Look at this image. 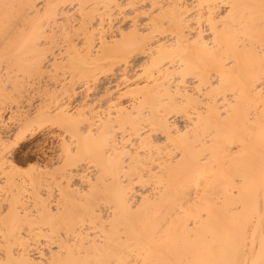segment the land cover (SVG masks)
<instances>
[{
  "label": "bare ground",
  "instance_id": "bare-ground-1",
  "mask_svg": "<svg viewBox=\"0 0 264 264\" xmlns=\"http://www.w3.org/2000/svg\"><path fill=\"white\" fill-rule=\"evenodd\" d=\"M258 3L0 0V141L7 139L8 121L14 138L24 121L43 119L45 129L25 142L39 135L56 139L58 148L43 161V174L7 187L0 183V260L60 259L63 247L64 259L143 264L154 258L145 251L152 236L169 234L181 247L191 236L234 249L242 229L248 243L239 258L259 260L264 205L249 204L233 217L226 206L233 186L223 179L245 174L254 163L258 187L264 38L258 9L242 7ZM228 4L237 6L231 15ZM222 58L254 68L239 99L230 85L223 90L227 96L216 90ZM51 121L66 125L67 143L77 149L71 157L61 159L60 129ZM165 127L178 132L170 138ZM20 158L11 154L13 163ZM68 181L80 192L72 186L69 194L79 196L82 220L73 222V204L71 217L59 214L63 224L56 219L48 221L54 228L33 227L30 239L24 233L25 246H16L19 233L11 235L2 215L9 203L30 205L24 209L30 217L47 220L48 195L56 192L58 205L62 183L64 190L71 187ZM63 197L65 205L69 199Z\"/></svg>",
  "mask_w": 264,
  "mask_h": 264
},
{
  "label": "snow or ice",
  "instance_id": "snow-or-ice-1",
  "mask_svg": "<svg viewBox=\"0 0 264 264\" xmlns=\"http://www.w3.org/2000/svg\"><path fill=\"white\" fill-rule=\"evenodd\" d=\"M5 7H8L7 5ZM25 7H33V5H25ZM43 7V6H41ZM48 8H52L53 5H48ZM203 7V5H201ZM212 7V6H209ZM225 10L231 15V10L237 7L234 4H228ZM242 7L250 8L259 11V25L261 30V36L264 38V0H259L258 4L242 5ZM26 23V21H23ZM209 24H213V19L209 16ZM217 31L219 29L217 28ZM43 43V39L41 40ZM264 52V48L261 49ZM231 54H229L230 56ZM222 73H219V82L216 84V90L222 92L224 96H227V92H224L225 85L232 86V95L237 96V93H243V90L248 85L247 76L249 73L254 71V68L249 67H238L232 59H223L221 61ZM260 82L264 85V55L260 58ZM211 79V76H210ZM211 87V86H209ZM261 97H264V87L260 91ZM236 106L235 103L233 105ZM231 110L226 109V113H230ZM219 119H226V116L222 115ZM250 119V117H249ZM12 121H8L3 126L4 134L7 135V139L0 141V167L4 170V178L0 180L7 187L8 183L18 182L21 178L27 179L34 177L37 172L43 174L46 169L43 166V161L58 150L57 141L53 139L49 141L46 138H41L37 135L35 139L25 142L27 136L31 133H36L38 130L45 129V123L43 119H28L21 123L19 131H15L14 138L11 133L7 132V129L12 126ZM54 129H60L59 140L62 141L63 150L60 151L61 159L65 156L71 157L74 152L77 151L73 145L67 143V132L66 125L62 122L51 121L50 122ZM163 134L168 137H173L177 134L178 130L172 131L167 127L162 129ZM180 135H183L182 133ZM75 140V137H73ZM39 141V142H37ZM171 143V139L169 140ZM235 151V148L231 149ZM16 153L21 158L13 163L11 161V154ZM35 161V163H32ZM258 187L256 182V169L255 164L250 163L249 168L245 174H231L225 175L223 179L227 184L232 187L233 199L227 202L226 206L231 212L233 217H238L242 211L249 206V204L264 205V124L261 125V151L259 159L258 169ZM240 189L238 192L237 189ZM7 203V202H6ZM30 205H25L21 208L19 203L12 201L9 203L7 211L3 212V218L5 220V227L9 228L11 235L17 237L19 243L16 246L24 247V233H29V239L31 238V229L33 227L46 228L48 226L55 227L54 224L49 225L48 221H55L59 216L58 209L45 208L44 216L47 217L45 220L41 216H36L35 213L30 217L29 213L26 212L25 208H30ZM12 219L11 224L7 221ZM33 220H40L39 224H34ZM186 231L188 228L186 227ZM242 235L239 238V242L235 245L234 249L229 248L223 244H217L214 241L208 243H200L199 240L193 239L189 236L184 242L182 247L179 243L169 234H162L159 238L152 236L146 246L145 251L149 256L154 258L145 259L143 264H264V213H262V224L260 233V258L259 260H253L249 262L247 259H240L239 255L241 250L247 252V229H242ZM8 233H6V236ZM211 235V233H209ZM255 232H252V245L255 248ZM102 247V246H99ZM7 251V249H5ZM66 251L63 247L60 249L61 258L52 260H44L36 262L28 259H8L0 260V264H140L139 260L133 262L131 259L128 260H116V259H64L63 253ZM71 252V249H67ZM83 254V250H81ZM174 254L175 258H172Z\"/></svg>",
  "mask_w": 264,
  "mask_h": 264
},
{
  "label": "rangeland",
  "instance_id": "rangeland-1",
  "mask_svg": "<svg viewBox=\"0 0 264 264\" xmlns=\"http://www.w3.org/2000/svg\"><path fill=\"white\" fill-rule=\"evenodd\" d=\"M33 163H34V161H33ZM68 182L70 183V181H68ZM64 184H65V182L62 183L63 186H65ZM62 185H61L62 188H60V189L63 190V192H60L61 194L58 193V194L62 195V196L58 195L59 198L61 197L60 201L64 198L63 196H65L67 199H69V201L67 200V201H66L67 203H64L65 205H63V202L65 201V200H64L65 198H64L63 201H61V202L59 201V202H58V203H59L58 205H55V204H57L56 201H58L59 199H58V197L56 198V196H57V193H56V192H55V194H54L53 196H51V194H52V193H51V194H50V197H49V195H48V198H47V200H46V206H47V208H50V205L52 204L51 207L54 206V207H52L53 209L55 208V209H58V211L60 210V213H59V214L61 215V217H63L64 215H66V217H67V216L71 217V216H70V215H71L70 213H73V214L75 215V217H73L74 215H73L72 217L75 218V219L77 218V219H76V220H75V219L73 220V219L71 218V219H70L71 221L73 220V222H75V221L77 222V220H80V219L82 220V216H83V212H81V211H82V208H81L82 205H81L80 202H78V200L76 201V199H78V198H76V197H79V196H76V195H78V192H79V191H78V192H77V191H74L75 187L73 186V182L70 183V186H71V187H68V188H69L68 191L66 190L67 188L64 190V187H63ZM72 186H73L74 188H73ZM70 188H73V189H71V190H72L73 192H76L77 194L75 193L76 195H74V193H72V192H70V194H69V191H71ZM64 191L67 192V194H66ZM53 193H54V192H53ZM64 193H65L66 195H65ZM63 194H64V195H63ZM71 194H72V195H71ZM67 195H68V196H67ZM79 195H80V192H79ZM74 196H75V197H74ZM62 197H63V198H62ZM55 199H56V200H55ZM51 201H52V202H51ZM54 201H55V204H54ZM74 201H75V202H74ZM79 201H80V199H79ZM69 202L71 203L72 207H71V205H70ZM78 203H79V204H78ZM66 204H67V205H66ZM73 204L78 205V206H76L73 210H71V208H73V207L75 206V205H73ZM62 205L65 206V207H67V206L70 207V208L67 207L66 209H65L64 207L62 208L63 211L68 212V213H64V212L61 211L60 208L62 207ZM69 205H70V206H69ZM56 206H57V208H56ZM76 208H78L80 212L77 213V210H78V209H76ZM69 209H70L72 212H70ZM73 211H74V212H73ZM61 212H62V214H61ZM69 212H70V213H69ZM75 213H76V214H75ZM81 214H82V216H79V215H81ZM60 215L57 217V219H58V223H61V222L63 221V219H64V217H63V219L61 220V219L59 218ZM66 217H65V219H66ZM46 218H47V217H46ZM59 219H60V220H59ZM56 221H57V220H56ZM65 221H66V220H65ZM66 222H67V221H66ZM70 223H72V222H70ZM61 224H63V223H61Z\"/></svg>",
  "mask_w": 264,
  "mask_h": 264
}]
</instances>
